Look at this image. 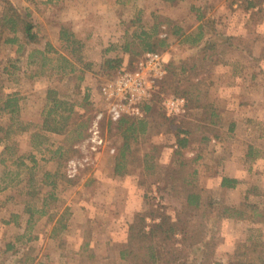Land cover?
<instances>
[{
	"label": "rangeland",
	"instance_id": "obj_1",
	"mask_svg": "<svg viewBox=\"0 0 264 264\" xmlns=\"http://www.w3.org/2000/svg\"><path fill=\"white\" fill-rule=\"evenodd\" d=\"M11 1L17 10L30 14L34 32L41 40L30 43L21 30L13 32L4 19L8 6L0 0V264L19 263L27 253L25 264H135L137 260L122 253L130 247L136 215L151 212H165L174 219L181 217L196 225L197 232H202L209 241V246L203 248L205 253L194 252L199 247H191V241L186 244L190 261L196 258L198 264H231L241 245L255 241L264 245V223L223 214L224 208H236L228 204L231 194L218 184L203 188L198 176H192L195 166L189 152L200 148L201 135L195 133L196 122L165 115L162 95L175 94L174 90L168 91L164 85L159 88L146 118L142 122L135 120L138 131L144 132L136 133V141L131 139L123 160L118 159L126 126L119 127V123L103 121L102 134L108 142L105 149L93 153L84 146L96 114L95 101L91 100L98 98L99 82L121 69H133L157 38L166 41L161 47L155 46V52H167L170 60L174 58L177 63L182 60L189 68L183 77L180 74L171 77L177 92L198 85L197 79L207 85L206 81L214 76V63L245 62L254 48L261 50L264 57V0H250L257 10L246 9V0H231L240 2L242 7L227 8L236 18V26L230 31L245 34L232 37L227 44L219 42L218 48L204 52L188 51L189 44L175 40L173 35L182 25L175 24L167 15L155 18L158 0ZM199 1L193 8L182 10L188 13L185 27L189 30L196 26L199 15L215 23L222 16L220 0H206L208 7L203 10L204 3L200 5ZM142 5L148 8L143 9ZM62 30L70 36L69 42L61 39ZM47 43L53 51L48 52ZM110 59L119 60L120 67L110 70L107 63ZM73 67L75 74L71 73ZM10 94L19 98L18 112L14 115L2 110ZM52 98L68 102L74 111L60 134L43 129ZM58 114L68 113L62 106ZM179 131L189 132L191 143L184 148L188 166L183 173L177 172L179 157L174 156ZM110 148L115 153H110ZM149 153L154 156V172L146 170L145 156ZM88 158L90 161L76 177L69 178V162H84ZM171 159L177 163L168 167ZM260 161L247 167V177L241 184L242 202L249 190L256 188L255 194L262 195L249 194L250 207L246 211L250 216H254L251 206H257V212L264 208V162ZM117 165L119 175L115 172ZM55 166L54 172L48 169ZM97 166L112 184L116 183L104 190L109 196L108 203L99 201L101 187L94 182L77 191L78 182L86 181L88 174L92 175L89 180H96L93 176ZM45 175L49 176L48 182L56 183L55 201L49 198L51 186L43 185ZM192 178L195 184H185ZM190 190L200 192L206 202H216V209L209 210L211 213L204 212L205 209L188 212L183 200ZM76 192L89 205L88 213L84 207L85 216H76L73 211V199L78 194L69 199Z\"/></svg>",
	"mask_w": 264,
	"mask_h": 264
},
{
	"label": "crops",
	"instance_id": "obj_2",
	"mask_svg": "<svg viewBox=\"0 0 264 264\" xmlns=\"http://www.w3.org/2000/svg\"><path fill=\"white\" fill-rule=\"evenodd\" d=\"M196 2L197 0H158V5L155 6L157 12L153 14L155 18L158 17L156 15H167L175 24L182 25V29L177 28L173 37L179 43L189 44L186 48L188 51H200L199 47L201 46L192 45L190 42L196 36L199 37V28L202 24L201 18L204 15L197 16L198 23L192 30H189L185 27L188 22V13L182 12V10L193 8V4ZM220 2L221 4L218 7L222 16L218 18L216 26L221 34L229 40L232 37L245 34H236L230 31L236 26V18L233 12H229L227 8L232 7L238 10L242 7L238 4L240 2L235 1L232 3L231 0H220ZM198 3L200 5L204 3L201 6L202 10L208 7L206 0H200ZM152 6L153 4L150 7ZM142 8H148V5H142ZM252 9L255 10L256 7ZM214 18H216V15ZM163 26L165 28V25ZM155 28L156 26L153 29ZM195 29H198L197 32H194ZM142 33L145 34V32ZM166 37H169V34H166ZM207 39V36L202 37L203 41ZM117 48L121 49L116 47V50ZM110 50H115V48ZM168 55L170 59V54L168 53ZM248 58L249 60L245 62L239 60V62L233 63L222 61L214 63V76L208 82L205 80L207 85L201 79H197L198 85L202 88V90L200 88L199 90L207 93L208 107H189L192 114L189 120L196 122L195 133L201 135L200 148L192 149L189 152L195 166L192 176H198L202 182V187L207 188L210 185L218 184L222 190H226L227 193L231 194L232 198L228 201V204L237 209L243 201L241 184L247 177V167L250 164H257L259 160L264 162V57L261 50L254 48ZM253 61L256 65H253ZM92 92L95 94V91ZM91 101L96 102L97 98ZM187 138V146H189L191 144L189 132ZM175 148L178 150V143ZM171 162L172 159L168 165ZM48 169L54 172L53 169H56V166L48 167ZM95 170H97V173L93 177L96 180H89L88 177L92 175L88 174L86 181L78 182L77 191L83 190L85 186H89L90 182H94V184L101 187V192L98 193L99 195L102 193L99 201L108 203L109 196L104 190L116 183L112 184L111 179L102 175L103 171L98 169V166ZM114 176L117 178L115 174ZM225 178L237 180L238 183L233 188L223 187L222 183ZM194 181L192 178V180H187L186 183L191 184ZM74 197L76 199H73ZM71 199L74 202L73 211L75 215L85 216L84 207L88 213L89 205L86 201H82L81 193H74L69 200ZM183 201L186 208V199L184 198ZM69 204L71 205V201Z\"/></svg>",
	"mask_w": 264,
	"mask_h": 264
},
{
	"label": "trees",
	"instance_id": "obj_3",
	"mask_svg": "<svg viewBox=\"0 0 264 264\" xmlns=\"http://www.w3.org/2000/svg\"><path fill=\"white\" fill-rule=\"evenodd\" d=\"M3 1L8 6V11L10 12L8 13L7 11L4 16L5 22L8 27L13 32L21 30L24 38L30 43L40 42L41 39L39 35L34 32V25L31 22L30 14H24L22 11L17 10V8L12 4L11 0ZM246 2H248L246 9H252L256 7L255 3L250 0H246ZM201 20L202 24L199 28V37L196 36L190 42L192 45L201 46L199 47L200 52L215 50L221 44L229 43V39L224 37L217 30L216 23L213 19H205L204 17H202ZM204 36L208 37V39L205 41L202 40V37ZM69 38L70 36H67L66 31L62 30L61 39L69 42ZM165 41V39L157 38L156 44L153 47H150L149 51H155V48L163 46L165 44ZM72 43H75L74 39L72 40ZM45 48L48 50V52L53 51V47L50 43H47ZM107 63L110 70L120 67L119 60L110 59ZM185 64L186 63L182 60L178 61L177 63L176 59L172 58V60H170L167 66L170 78L167 79V75L165 79L161 82L159 88L162 89L164 85L166 86L164 87L166 90H174V93L177 96L184 97L187 100L188 106L191 108L200 106L207 108V93L200 91L198 85L190 86L187 91L184 90L182 92H177V90H175V86H172L171 77L177 78L179 74L183 77L188 72L189 68L187 69V66ZM71 73H76V69L74 67L71 69ZM81 74L84 73L81 72ZM78 79L82 80L83 77L78 76ZM176 83L179 85V80H177ZM51 93L53 92H50V95ZM87 98L88 97H86V99ZM18 102L19 98L17 97V94H10L7 96L2 110L8 111L10 114L14 115L18 112ZM51 103L52 107L50 108V111L47 113V116L44 120L43 129L47 132L60 134L64 131L62 129L67 125L74 111L72 109V106L68 102H63L56 98H52ZM62 106L66 108V113H68L66 116L63 114H58V110ZM149 110L150 107L148 106L146 108V111L148 112ZM142 121L143 120H139V122ZM118 123L119 127L126 126V130L123 134L125 142L123 150L120 154V158L118 159L123 160L125 158V153L127 152V150H129L131 139L136 141L139 135L138 132H144V130L140 129V131H138L135 120L131 118H123ZM136 133L138 135H136ZM182 134L183 136H181ZM176 135H178L177 143L179 144V148L175 151L174 156L179 157V165L177 166V172L183 173L185 171L186 166H188L184 153V148H186L188 145V133L179 131ZM154 148H156V146H154ZM145 159L147 163L146 170L148 172H154L156 170V165L153 161V154H146ZM176 163L177 162L173 160V162H171L168 167H171ZM115 172L117 175L121 174V170L118 165L116 166ZM48 179L49 176L45 175L43 179V185H45L46 183L51 186L52 192L49 193V198L55 201L56 198L53 191L56 189L57 186L54 181L48 182ZM184 181L183 183H185ZM32 183L33 181L31 180V184ZM237 183V180L225 178L223 180L222 186L233 188L234 186H236ZM193 184H195V182L191 183V185ZM255 190L256 188L247 192L246 201L242 202L240 208H224L223 214L240 220L248 219L256 223H264V208L263 211L257 212V206L253 205L251 206V208L253 210L254 216L247 215L246 208L250 207L247 203L249 194L255 196H262L261 193L255 194ZM184 198L187 202L186 209L188 212L199 213L203 209H205L204 212H209V210H215L217 207L216 202H206L202 194L194 190H190L185 193ZM43 205L44 207L47 205L46 198L43 199ZM202 216H205V213L202 212ZM135 222L136 223L132 228V233L129 239L130 247L122 253L124 257H131L137 260L135 264H198L196 258H194L193 261H190V254H187L186 252L187 242L191 241V247H199L194 248V252L201 251L202 253H205L203 248L209 246V241L205 236H202V232H197L198 229L196 230V225H193L190 220H186L181 217L174 219L171 215L165 212L162 214H158L155 212H151L150 214L138 213L136 215ZM178 237L180 238L179 243H177ZM28 255L29 253H27L25 258L20 260L19 263L25 264L28 261ZM19 263L17 262L16 264ZM231 264H264V245L259 241L251 242V244L241 245L236 250Z\"/></svg>",
	"mask_w": 264,
	"mask_h": 264
},
{
	"label": "built area",
	"instance_id": "obj_4",
	"mask_svg": "<svg viewBox=\"0 0 264 264\" xmlns=\"http://www.w3.org/2000/svg\"><path fill=\"white\" fill-rule=\"evenodd\" d=\"M169 62L168 53L148 51L137 60L133 69H121L110 78L100 81L95 102L96 114L84 146L93 153L108 147L102 134V123L105 119L118 123L123 118L137 121L146 118V108L154 101L161 82L167 76ZM161 104L165 115L170 119L192 117L184 97L175 94L162 95ZM110 153H115V149L110 148ZM88 161L90 158L84 162L70 161L68 177H76ZM91 162L93 164L94 160Z\"/></svg>",
	"mask_w": 264,
	"mask_h": 264
}]
</instances>
